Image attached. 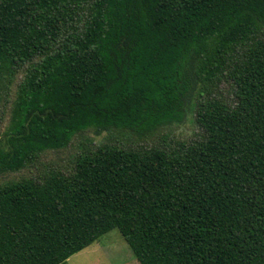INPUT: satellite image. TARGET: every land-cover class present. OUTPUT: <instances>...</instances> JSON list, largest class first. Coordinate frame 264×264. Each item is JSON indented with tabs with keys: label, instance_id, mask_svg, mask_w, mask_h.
Here are the masks:
<instances>
[{
	"label": "trees",
	"instance_id": "16d2710c",
	"mask_svg": "<svg viewBox=\"0 0 264 264\" xmlns=\"http://www.w3.org/2000/svg\"><path fill=\"white\" fill-rule=\"evenodd\" d=\"M231 87L233 102L220 94ZM0 176L88 131L67 171L0 183V264L117 229L140 264H264V0H0Z\"/></svg>",
	"mask_w": 264,
	"mask_h": 264
},
{
	"label": "rangeland",
	"instance_id": "374dc122",
	"mask_svg": "<svg viewBox=\"0 0 264 264\" xmlns=\"http://www.w3.org/2000/svg\"><path fill=\"white\" fill-rule=\"evenodd\" d=\"M222 97L233 102L234 94L230 86L222 85L220 88ZM8 103L7 109L0 111V134L3 133L9 124L10 107ZM170 133L172 138L176 140L189 142L196 135L202 133L199 127L187 121L183 126H175L172 128H163L158 134L146 139H139L135 135L128 133L114 132L111 135L107 133L95 135L93 131H88L73 139L71 144L62 150L47 151L38 158L33 166L27 167L24 170L16 173H8L0 176V183L7 180H19L21 178H30L44 173L49 168L61 169L64 171L70 170L74 166L76 156L81 152L83 145H91L89 140L93 141V146L109 142L120 144L127 147H160L164 146V137L166 133ZM64 264H140L130 246L125 241L122 234L114 229L103 236L99 241L90 247L74 254Z\"/></svg>",
	"mask_w": 264,
	"mask_h": 264
}]
</instances>
